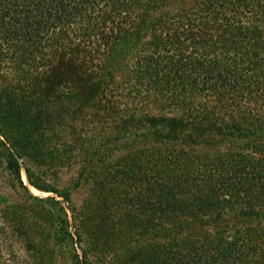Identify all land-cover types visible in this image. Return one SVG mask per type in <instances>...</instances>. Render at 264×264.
Wrapping results in <instances>:
<instances>
[{
  "label": "trees",
  "instance_id": "1",
  "mask_svg": "<svg viewBox=\"0 0 264 264\" xmlns=\"http://www.w3.org/2000/svg\"><path fill=\"white\" fill-rule=\"evenodd\" d=\"M2 7L11 15L0 32L7 49L18 45L27 60L55 44V56L72 55L75 72L88 74L82 90L92 98L107 85L108 60L143 44L132 88L148 99L155 90L156 101L173 106L129 116L122 132L150 141L152 215L148 228L134 232L136 257L148 251L151 264H264V0H0ZM83 12L91 16L82 29L60 27ZM9 169L21 181L13 154Z\"/></svg>",
  "mask_w": 264,
  "mask_h": 264
},
{
  "label": "rangeland",
  "instance_id": "2",
  "mask_svg": "<svg viewBox=\"0 0 264 264\" xmlns=\"http://www.w3.org/2000/svg\"><path fill=\"white\" fill-rule=\"evenodd\" d=\"M5 12L0 8V32L11 16ZM90 16L83 12L60 27L82 29ZM94 38L104 42L100 31ZM6 44L0 36V264H138L134 258L151 264L149 252L136 257L134 245V232L148 228L152 215L150 141L122 132L133 115L173 105L156 101L155 90L148 99L144 90L132 88L143 44L108 60L107 85L93 98L82 90L88 74L75 72L72 55L55 56V44H42L44 54L27 60L18 45L11 53ZM101 54L95 63L104 61ZM11 154L20 162L21 181L9 169ZM128 224L129 234L120 235ZM146 242L148 248L149 237Z\"/></svg>",
  "mask_w": 264,
  "mask_h": 264
}]
</instances>
